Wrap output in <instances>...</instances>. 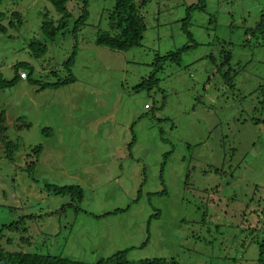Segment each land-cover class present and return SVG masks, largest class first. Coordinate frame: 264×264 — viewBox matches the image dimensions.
Listing matches in <instances>:
<instances>
[{
	"label": "rangeland",
	"instance_id": "obj_1",
	"mask_svg": "<svg viewBox=\"0 0 264 264\" xmlns=\"http://www.w3.org/2000/svg\"><path fill=\"white\" fill-rule=\"evenodd\" d=\"M133 1L145 32L119 52L95 44L98 31L112 32L114 0H87L78 26L84 0H71L63 20L47 0H0V74L10 81L23 63L29 75L0 89L6 137L20 139L12 163L0 146V247L86 264L119 252L128 262L263 264L264 29L250 31L264 0H204V10L197 0ZM190 9L192 39L182 29ZM45 20L60 27L53 41ZM31 42L46 53L34 57ZM193 45L179 64L162 60ZM153 71L158 87L138 90ZM69 75L73 83L49 87ZM46 185L80 186L84 198Z\"/></svg>",
	"mask_w": 264,
	"mask_h": 264
},
{
	"label": "trees",
	"instance_id": "obj_2",
	"mask_svg": "<svg viewBox=\"0 0 264 264\" xmlns=\"http://www.w3.org/2000/svg\"><path fill=\"white\" fill-rule=\"evenodd\" d=\"M51 5L54 7L56 12L61 14L63 16L62 20L69 17V13L67 11L66 5L71 0H47ZM115 6L113 12L110 14L109 21L110 26L112 29V32H102L101 30L97 32V37L95 44L99 46H104L106 48H109L114 51L119 52H127L130 49L134 47H139L141 45V41L143 39V34L145 32V23L143 16L140 14L139 7L135 4L133 0H114ZM146 1V0H145ZM144 1V2H145ZM199 1V6L196 7V9L204 10L205 4L204 0H197ZM144 2L142 5H144ZM192 9V8H191ZM190 10H187L186 18L183 20V31L187 35L188 39H192L191 33L187 30L188 27V21L190 20L191 13ZM194 10V9H192ZM88 17V11H87V0H84L79 20L77 22V26L81 24H85ZM11 18H16L17 24H22V17L19 13H13ZM14 23H11V26H13ZM60 28V27H58ZM58 28H55L53 23L45 20L44 23L41 26V31L44 35H46L50 41H53ZM264 29V8L260 13V16L258 18V22L253 25V28H251L250 35L252 38L256 37L262 33ZM0 30H2V27H0ZM30 49L31 53L34 57L38 58L40 56H43L46 53V45L41 44L40 42H31L30 43ZM193 46H185L181 49H178L175 52H172L164 57H162L163 61H169L172 62V64H179L181 59V54L184 53L186 50L194 47ZM261 46H264V42L261 44ZM223 57H222V64L223 66H228L230 62L232 61V54L229 50L223 51ZM74 57H70L64 64L63 67L65 70H67L69 73L71 72V67L74 63ZM26 65L20 64L13 67L15 71V77L10 81H5L2 79V76L0 74V89H6L14 87L18 80L20 79V72H25ZM32 70V67H29ZM158 72V71H157ZM156 71H153L149 78L145 81H142L141 84H139L136 88L138 90H152L156 87H158V80L156 77ZM231 72L232 70L228 68L224 74L223 78L225 80L231 79ZM27 75L26 81L29 80V75ZM74 78L72 75H69L63 80H59L58 83L49 85L52 86V89H58L59 87L65 86L69 83H73ZM257 92L259 94V110L262 114H264V83L260 85V87L257 89ZM149 109V105H145ZM151 109V108H150ZM4 113H0V146L2 148V151L4 153V158L12 163L14 161L15 154L19 151L20 148V139H16L15 141H10L6 137V131L7 127L5 126V116ZM21 120V119H19ZM259 123H262L264 126V118H261ZM133 143L129 146V149L132 148ZM41 153V146L35 147L31 154L28 155L27 160V170L29 172H32L35 168V165L38 162L39 155ZM166 158V156H165ZM165 162L163 163L164 166ZM162 172V171H161ZM46 189L52 193L55 196H66L69 195L72 200L76 203H80L84 198V190L80 186H64V187H57V186H45ZM218 215H221L219 212H217V216L215 217L216 220L218 219ZM221 220V219H220ZM264 222V218L262 219ZM12 225H6L4 228L9 229L13 227ZM260 259L264 264V238L261 241L260 244ZM126 252H119L115 254L114 256L108 258V259H101L97 261L96 264H179L176 260H166V259H151V260H144V261H138V262H128L126 260ZM0 264H86L83 262H79L76 260H72L69 258H63L61 256H51V255H43L38 253H28V252H16V251H7L0 247Z\"/></svg>",
	"mask_w": 264,
	"mask_h": 264
},
{
	"label": "clouds",
	"instance_id": "obj_3",
	"mask_svg": "<svg viewBox=\"0 0 264 264\" xmlns=\"http://www.w3.org/2000/svg\"><path fill=\"white\" fill-rule=\"evenodd\" d=\"M22 73H24V74H27V73H26V72H20V79H21V80H25V81H26V79H27V75H26V78H25V79H23V78H21V74H22Z\"/></svg>",
	"mask_w": 264,
	"mask_h": 264
},
{
	"label": "built area",
	"instance_id": "obj_4",
	"mask_svg": "<svg viewBox=\"0 0 264 264\" xmlns=\"http://www.w3.org/2000/svg\"><path fill=\"white\" fill-rule=\"evenodd\" d=\"M21 78L25 79L26 78V74L22 73L21 74ZM147 108V107H146Z\"/></svg>",
	"mask_w": 264,
	"mask_h": 264
},
{
	"label": "bare ground",
	"instance_id": "obj_5",
	"mask_svg": "<svg viewBox=\"0 0 264 264\" xmlns=\"http://www.w3.org/2000/svg\"><path fill=\"white\" fill-rule=\"evenodd\" d=\"M145 107H147V106H145Z\"/></svg>",
	"mask_w": 264,
	"mask_h": 264
}]
</instances>
